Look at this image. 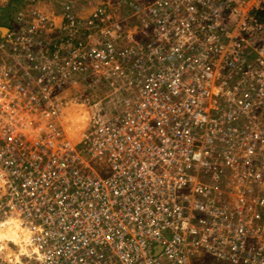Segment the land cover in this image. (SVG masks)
Wrapping results in <instances>:
<instances>
[{
  "label": "built area",
  "instance_id": "built-area-1",
  "mask_svg": "<svg viewBox=\"0 0 264 264\" xmlns=\"http://www.w3.org/2000/svg\"><path fill=\"white\" fill-rule=\"evenodd\" d=\"M59 1L0 31L18 106L42 115L102 68L130 94L109 116L94 104L78 136L48 111L34 139L0 126L11 264H264V0H113L126 19Z\"/></svg>",
  "mask_w": 264,
  "mask_h": 264
},
{
  "label": "rangeland",
  "instance_id": "rangeland-1",
  "mask_svg": "<svg viewBox=\"0 0 264 264\" xmlns=\"http://www.w3.org/2000/svg\"><path fill=\"white\" fill-rule=\"evenodd\" d=\"M34 1V0H33ZM75 1V7L79 16L84 18L88 17L97 3L105 2L107 5L114 6L117 9L112 10L116 14H120L127 18L128 10L125 8H119L114 5L113 0H73ZM36 2V1H35ZM35 2H21L19 5L15 0H0V28L7 27L9 25L8 18H13L19 11H23L26 8L32 10V8L37 7L36 9H41L46 14L53 13L55 16L59 14L61 5L59 0H42V4H46L47 10L41 8L42 5H39ZM19 5V6H18ZM52 7V8H51ZM17 8V10H15ZM50 8V10L48 9ZM27 10V11H28ZM131 25H135L131 19L128 20ZM2 31V30H0ZM4 36L7 32L3 31ZM61 35V34H59ZM57 35H55L56 37ZM37 52V51H36ZM2 67V69H1ZM0 67V126L12 127L15 131L30 134L34 131L33 139L36 136L37 130L48 127L50 120L49 116L43 114L47 112L54 118L55 123L61 128V130L67 131L70 136H78L81 133V128L87 126V122L91 116L92 109L94 104L99 100H107V104H104L105 114L107 116L111 115L110 111H117L120 109V106L127 105L129 99L130 91L126 86L117 82V78L111 74L110 71L105 70L107 68H102L101 72H92L88 74L77 86H63V88L55 89L53 91L54 99L51 102L54 106L51 107V104L45 106L42 109V115L35 112H26L23 111L18 104L21 103V100L18 99L13 90V86H17L14 82L5 83L2 79L1 72L3 71V66ZM17 77L22 78L23 73L17 75ZM3 86L6 89H3ZM25 86H35L33 82H28ZM114 101L116 103L113 105ZM27 103V102H25ZM121 103V104H120ZM55 110H60L59 115L54 114ZM62 110V111H61ZM104 113V112H103ZM90 115V116H89ZM59 122H57V119ZM18 123V124H17ZM17 124V126H14ZM18 127V128H17ZM40 131V130H39ZM29 136V137H31ZM1 221V218H0ZM17 227V230H19ZM22 229L20 228V231ZM16 235V232L13 230L12 225H7V223L0 224V258L7 262L8 264L13 263L18 250H15V239L12 238ZM22 239L23 236H21ZM16 242L20 243V238H16ZM15 251V252H14ZM22 254H27V250L23 248ZM4 256V257H3ZM18 258V256H16ZM198 264H223L218 263L212 258H205L204 263L199 261Z\"/></svg>",
  "mask_w": 264,
  "mask_h": 264
},
{
  "label": "bare ground",
  "instance_id": "bare-ground-1",
  "mask_svg": "<svg viewBox=\"0 0 264 264\" xmlns=\"http://www.w3.org/2000/svg\"><path fill=\"white\" fill-rule=\"evenodd\" d=\"M4 32H6V30H4V29H2ZM20 236H22V235H20ZM32 237H33V235H32ZM23 238L24 239H21L20 238V243L19 244H23V245H25V249L27 250V254L25 255V256H30L31 254H32V252L33 251H35L34 249H35V247L34 246H32V247H30V248H28L29 247V245H30V243H31V234H25V235H23ZM21 260H23V259H21Z\"/></svg>",
  "mask_w": 264,
  "mask_h": 264
},
{
  "label": "crops",
  "instance_id": "crops-1",
  "mask_svg": "<svg viewBox=\"0 0 264 264\" xmlns=\"http://www.w3.org/2000/svg\"><path fill=\"white\" fill-rule=\"evenodd\" d=\"M16 2H18V4H21V1L20 0H15ZM25 1H27V2H30V0H25ZM33 1V0H32ZM36 1V2H35ZM42 0H34V2L35 3H37V4H39V2H40V5H42L41 6V8H43V9H45V8H47V6H46V4H42V2H41ZM52 8V7H51ZM49 10H50V8H48ZM45 10H47V9H45ZM51 14V13H50ZM7 32V31H6ZM3 31H2V33H1V36L3 37Z\"/></svg>",
  "mask_w": 264,
  "mask_h": 264
},
{
  "label": "trees",
  "instance_id": "trees-1",
  "mask_svg": "<svg viewBox=\"0 0 264 264\" xmlns=\"http://www.w3.org/2000/svg\"><path fill=\"white\" fill-rule=\"evenodd\" d=\"M21 2H24V3H26L27 1H25V0H20ZM29 3V2H28ZM20 5V4H19ZM18 5V6H19ZM15 10H17V8H15ZM9 19V18H8ZM0 25H4L3 23L2 24H0Z\"/></svg>",
  "mask_w": 264,
  "mask_h": 264
},
{
  "label": "water",
  "instance_id": "water-1",
  "mask_svg": "<svg viewBox=\"0 0 264 264\" xmlns=\"http://www.w3.org/2000/svg\"><path fill=\"white\" fill-rule=\"evenodd\" d=\"M30 1H32V0H30ZM1 29H4V30L8 31V28H6V27H2Z\"/></svg>",
  "mask_w": 264,
  "mask_h": 264
}]
</instances>
